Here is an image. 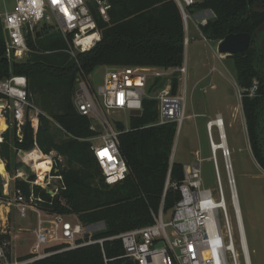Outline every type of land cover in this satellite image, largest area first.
<instances>
[{
	"label": "trees",
	"instance_id": "16d2710c",
	"mask_svg": "<svg viewBox=\"0 0 264 264\" xmlns=\"http://www.w3.org/2000/svg\"><path fill=\"white\" fill-rule=\"evenodd\" d=\"M107 20L94 13L101 30L100 41L79 52L76 59L64 52L59 32L46 26L34 38L28 37L30 53L22 61L5 56L0 22V79L24 75L30 103L39 109L37 125L28 113L20 136L15 124L2 118L0 158L8 171L24 167L15 160L17 149L31 150L34 143L44 152L55 150L65 158L60 166L58 191L53 195L38 185L15 180L29 199L41 210L52 214H73L84 224L103 222L104 228L91 235L103 239L73 249L55 252L32 264H137L122 257L119 239H107L122 232L153 223V215L173 209L180 198L178 185L184 177L183 164L172 160L177 137L176 122L156 124L158 101L150 97L163 81L156 79L142 100V110L131 114L126 125L117 122L120 152L127 173L118 181H105L90 149V119L80 115L73 104L77 77L88 75L101 65L178 67L184 62V27L174 0H108ZM195 10L209 9L213 17L202 26L203 35L218 41L230 33H249L251 42L242 52L227 55L233 60L235 79L242 90L240 105L253 158L264 171V0H201ZM256 82L253 96L249 88ZM172 79V92L178 89ZM2 95L0 94V98ZM2 103L0 102V107ZM37 175L42 161L36 162ZM35 175L31 174L30 179ZM1 181V179H0ZM0 198L2 191L0 189ZM88 236H85L87 238ZM8 233H0V245L9 243ZM80 241V240H79ZM64 245H55L56 250ZM9 248V245H8Z\"/></svg>",
	"mask_w": 264,
	"mask_h": 264
},
{
	"label": "built area",
	"instance_id": "2783aa9c",
	"mask_svg": "<svg viewBox=\"0 0 264 264\" xmlns=\"http://www.w3.org/2000/svg\"><path fill=\"white\" fill-rule=\"evenodd\" d=\"M200 1L174 0L183 21L184 45L188 42L186 32L191 15L196 18V27L206 25L214 15L209 9L195 10L194 7ZM14 2L12 10L0 13L5 56L9 61H22L26 58L30 53L28 37L37 36L43 26L58 31L67 45L65 51L76 59L77 53L91 49L101 39V30L94 13L98 12L107 20V11L110 8L108 0H14ZM203 39L207 41L205 36ZM220 40L216 41V45ZM216 52L219 58L226 56L217 49ZM105 67L103 82L97 88L92 86L87 77L82 75L77 77L73 104L80 115L90 119V129L94 134L82 140L91 142L90 149L96 164L105 181L112 184L127 173V165L120 152L119 135L122 131L116 123L122 122L126 127L128 123L118 118H110V115L121 112L127 116L140 112L142 100L148 96V87L154 80L159 79L163 81V86L156 88L154 95L150 96L158 101L156 124L176 122L178 134L185 117V89L180 91V77H183L185 85L186 64L183 62L181 66L168 68L120 65ZM211 70H215V67L213 66ZM176 76L179 81L178 89L172 92V79ZM26 86L27 80L24 75H11L9 78L0 79L2 95L0 115L4 117L3 113L7 112L19 136L27 113L32 125L36 126L40 112L30 103ZM256 89L257 84L254 82L248 90V95L253 96ZM237 97L239 101L242 98V90L239 88ZM209 122L210 120L206 122L205 127L216 190L202 186L201 158L184 164L183 180L178 185L173 184V187L178 189L180 198L174 205L168 221L164 219V213L160 209L157 215H153V223L107 238L120 240L124 250L122 257L130 258L137 264H240L219 164L212 147L214 140L212 130L216 128L219 139L220 129L215 125L211 126ZM32 151L38 153V161H48L49 168L44 171V177L40 182L37 180L36 169L31 165L29 154ZM221 151L240 252L243 263L251 264L242 219L237 212L239 202L232 165L231 161L227 160L230 158V152L229 149ZM15 160L24 167L16 169L10 176L5 162L0 158L6 173L4 179L0 172V189L3 197L0 198V207H3L1 204L6 201V206L16 208L20 218H25L27 212L32 211L36 216V226L33 230L35 240L28 255L25 256H14L8 248L9 243H2L0 264H32L55 252L91 243H102L103 239H92L91 235L102 230L104 223L84 224L76 218L71 224L66 220L65 214L47 213L38 208L33 203L32 194L28 199L22 190L15 186V180L21 179L32 186L38 185L53 195L58 191L61 181V175L57 174L63 161L61 155L55 150L44 153L34 143L31 150L17 149ZM31 174L35 175L34 179H30ZM54 181L57 184L48 189L47 187ZM1 218L4 219L3 216ZM2 226L4 227V223H0V233H5ZM160 241L163 242V246L157 248L156 244ZM55 245L64 246L48 250Z\"/></svg>",
	"mask_w": 264,
	"mask_h": 264
},
{
	"label": "rangeland",
	"instance_id": "374dc122",
	"mask_svg": "<svg viewBox=\"0 0 264 264\" xmlns=\"http://www.w3.org/2000/svg\"><path fill=\"white\" fill-rule=\"evenodd\" d=\"M14 3V0H0V13L5 10H12ZM195 20V16L191 15L186 32L188 42L185 45L184 57L186 64L185 85H183V77H180V91L182 92L185 89V117L175 139L173 146L174 157L172 159L190 163L197 158H201L202 186L215 191V175L213 164L209 159L210 147L205 126L209 119L216 118L217 112L222 113L225 139L230 152V161L250 263L264 264V171L257 164L250 150L244 116L237 97L238 86L235 83V67L233 60L227 55L224 58L218 57L216 41L208 39L204 41L202 27H196ZM56 39L64 41L61 34ZM66 46L63 49L64 52H66ZM223 63L227 66L223 65ZM213 66L215 70H211ZM105 69V65L97 66L88 75V80L94 88L102 84ZM203 76L205 77L201 78ZM211 85L214 87H211ZM149 95H154V91ZM3 114L4 122L6 127H8L7 119L12 120L7 112ZM129 115L127 114V117L123 113L118 112L110 115V118H118L128 123L127 118H129ZM1 131L3 130H0V141L4 132ZM212 134L213 141L217 146L216 156L225 191V199L234 229L239 262L244 264L226 183V173L221 156L222 151L218 148L219 141L215 127L212 130ZM61 157L63 159L61 166L64 167L66 165L65 158L62 155ZM8 172L12 176L15 171L10 170ZM54 184H57V182L54 181L47 188L50 189ZM5 203L6 201L1 204L4 206L0 207V223H4V227L2 226L1 228L10 236L9 249L14 256L28 255L35 240L33 230L36 226V216L29 210L25 218H20L16 208L6 206ZM7 207L9 209H6ZM171 212L172 209L164 213L166 221L170 219ZM2 216L4 219L1 218ZM65 218L71 224L76 220V216L72 214L67 215ZM168 231H170V228H168Z\"/></svg>",
	"mask_w": 264,
	"mask_h": 264
},
{
	"label": "water",
	"instance_id": "95a60500",
	"mask_svg": "<svg viewBox=\"0 0 264 264\" xmlns=\"http://www.w3.org/2000/svg\"><path fill=\"white\" fill-rule=\"evenodd\" d=\"M251 42L249 33H230L222 38L217 44V51L221 54L232 55L245 51ZM163 246L160 241L156 244L157 248Z\"/></svg>",
	"mask_w": 264,
	"mask_h": 264
},
{
	"label": "bare ground",
	"instance_id": "6f19581e",
	"mask_svg": "<svg viewBox=\"0 0 264 264\" xmlns=\"http://www.w3.org/2000/svg\"><path fill=\"white\" fill-rule=\"evenodd\" d=\"M2 120V117L0 115V121ZM209 124L211 126L215 125L217 126L219 129H220V137L218 139L219 141V146L218 148L220 150H227L228 149V146H227V143H226V139H225V133H224V128H223V120H222V117L220 115H217L216 118L214 119H210V122ZM212 147L214 148L215 150V153L216 152V143L213 141L212 143ZM29 157L31 159V165L34 167V169H36V162L38 160V153L36 151H32L30 154H29ZM227 160H230V158H227ZM42 167H43V172L42 174L38 175L37 177V180L40 182L43 177H44V171H46L48 168H49V165H48V161H42ZM0 172L1 174L3 175L4 179H6V173L4 172V167H3V164L0 163ZM237 207V206H236ZM237 212L239 213L240 217H241V212L239 210V208L237 207ZM1 213V212H0ZM242 219V218H241ZM242 221V220H241Z\"/></svg>",
	"mask_w": 264,
	"mask_h": 264
},
{
	"label": "crops",
	"instance_id": "0c3cea01",
	"mask_svg": "<svg viewBox=\"0 0 264 264\" xmlns=\"http://www.w3.org/2000/svg\"><path fill=\"white\" fill-rule=\"evenodd\" d=\"M39 33H40V30H39L37 36L39 35ZM223 65H225V64L223 63ZM225 66H227V65H225ZM204 77H205V76H203V77H201V78H204ZM201 78H199V79H201ZM198 81H200V80H198ZM198 81H196V82H198ZM196 82H195V83H196ZM195 83H194V84H195ZM235 83H236V82H235ZM195 85H196V84H195ZM195 85H194V86H195ZM217 115H220L221 117H223L221 112H217V113H216V116H217ZM2 118H3V120H4V117H2ZM209 120H210V119H209ZM222 120H223V118H222ZM4 121H5V120H4ZM244 122H245V121H244ZM6 128H7V127H6ZM3 131H4V130H3ZM3 131H1V132H3ZM1 141H2V140H1ZM1 141H0V142H1ZM173 154H174V150H173V153H172V158L174 157ZM172 160H175V159H172ZM175 161H177V160H175ZM178 162H179V161H178ZM181 163H182L183 165H184V164H187L186 162H181ZM76 218H77V217H76ZM77 219H78V218H77ZM99 223H103V222H99ZM29 251H30V250H29ZM28 253H29V252H28Z\"/></svg>",
	"mask_w": 264,
	"mask_h": 264
}]
</instances>
